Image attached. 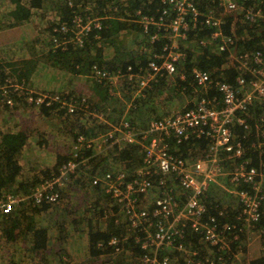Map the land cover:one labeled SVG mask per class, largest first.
I'll return each instance as SVG.
<instances>
[{"label": "trees", "instance_id": "16d2710c", "mask_svg": "<svg viewBox=\"0 0 264 264\" xmlns=\"http://www.w3.org/2000/svg\"><path fill=\"white\" fill-rule=\"evenodd\" d=\"M258 2L259 0H251L252 4ZM211 6H213L212 0H200L198 2V7L203 12H206ZM165 9L169 10L167 14L163 13ZM35 12H41L43 16H50L51 13H54V18L52 20L48 19L49 25L46 30L48 40H46L45 46H42L43 43L40 42L39 37L26 39L30 41H23L20 48H26L31 57L37 56L39 51L44 50L43 56H48L55 65L63 63L64 67L75 75L85 71V74L92 76V74H95L96 69L100 72H106L110 77L118 76L124 79L123 84L125 85L128 82L127 77L130 73H144L150 61L160 63L170 44V29L168 27L159 26L157 23L145 25L143 19L144 17H151L157 21L161 19V23L167 24L170 20L169 13H173L170 7L168 9L166 0H0V28L20 26L29 21ZM223 20L221 26L223 32L226 34L232 33L233 16L226 15ZM76 23L78 24L77 27ZM203 24L202 19L198 20L195 28L186 31V38L182 40L184 43L178 48L183 56L175 62L174 74L170 76L165 71H161L160 74L156 75L145 87L146 89L144 88L140 95L134 97L130 111L131 119H129V116L121 118V116L116 115L112 120L115 125L112 124V126L118 125L122 119H126L133 126L138 116L145 115L144 112L147 115H155L153 116L155 118H161L163 115L160 114L159 116L156 111L158 110L157 107L164 106L167 103L169 97H165L164 87H169V85L176 95L181 92L189 95L198 91L196 99L201 96L220 98L215 88V82L227 81L233 83L239 71L237 65L234 66L229 62L230 49L218 51L212 49L210 45L201 43V40L207 39L211 32L209 27ZM235 26L239 27L236 30V34L239 32L238 37H235L234 42L237 55L251 52L254 49L264 53V21L251 24L246 20L243 21L239 15L234 24ZM62 27H66V31H61ZM78 29L79 33H77ZM125 35H129L131 38H126ZM57 38L60 39L59 44L55 43ZM192 43L196 44L195 51L190 46ZM37 45H40L39 48L41 46L43 48L38 51ZM34 57L25 62L31 65L29 70L27 68L12 70L14 74L6 71L3 62L0 61V87L3 88L7 85L12 87L10 81L25 85L36 64ZM194 68L206 71L209 74L211 83L206 91H201L196 87L192 76V69ZM90 78L93 79L94 77ZM93 85L94 90L101 96V101L89 102L91 101L89 98L92 96L90 95L88 102H86V99L75 96L71 91L70 93L59 92V100L49 102L44 100L42 103H38L41 114L43 116H62L63 119H65V116L67 121L73 120L72 127L75 140L79 135H83L85 139L97 136L99 132L104 131L106 128L105 125L101 124V120L97 119L96 110L99 111L102 106L101 103L107 101L111 95L107 78H94ZM126 87L127 85L124 86V88ZM2 88H0V91ZM8 96L11 97L14 103L20 104H25L27 98L23 95L22 97L19 96L11 89H8ZM192 98H195L194 94ZM11 99L7 98L6 101ZM69 105L72 106V111H69ZM190 107H192L191 104H189ZM254 109L247 118L249 128L244 130L242 127H237L235 130L245 146L246 153L244 157H247V155L250 158L252 157V165H254V157L257 154L251 152L249 147V142L255 138L256 134L253 125L254 120L252 119L255 115L261 113L260 108L256 107ZM109 124L106 123V125ZM23 141L24 135L19 131L4 133L0 130V201L5 199L6 195L21 198L29 196L43 179L50 178L51 173L56 174L58 167L69 158L58 155L50 169H43L39 172H34L31 169L26 172L16 159L18 149L24 143ZM210 142L211 140L205 135L201 137L191 135L187 141H181L180 143L172 138L169 141V151L174 155L186 158L190 150L196 147L205 148L206 150ZM113 151L116 154L113 159L118 161L119 167L125 171L126 178L132 180L142 164L144 156L142 145L133 143L121 148L114 145ZM93 153V148L83 147L76 152V158L74 159L87 158L84 165L91 164L96 171L97 166L102 162L104 165L105 158L102 157L101 160L97 161L96 158H99V156ZM27 173L31 174L27 175ZM95 174H98L97 171L93 175H81L83 177L77 178L75 182H80V184L91 182V176ZM159 177L158 174H155L152 179L157 180ZM100 185L101 183H91V189H94L95 197L91 199L89 214L91 218L95 219L96 223L100 222L101 218L104 219L103 217H105V220L104 225L96 227H93L96 223L91 224L90 222L87 231L88 253L91 256H105L114 253L122 258L123 262L121 264H141L140 257L146 251L141 249L140 241L136 240L121 204L117 203ZM174 185V190L178 191L176 181H174ZM174 194L179 203L185 201L183 194ZM30 200L18 201L9 213H0V235L9 242L16 240L18 237L23 238V242L29 245L31 254L41 253L44 258L49 241L48 230H46V227L37 226L35 216L45 212L47 205L42 202V207L29 206ZM201 200L206 206L204 221L209 220L210 216L214 215L219 225L222 222L221 220L234 223L236 222L234 217L241 211L240 204L236 205L237 209L232 207L230 209L223 208L221 202L216 201V196H211L208 201H205L203 197ZM140 203L138 202V204ZM142 207L146 211H152L153 201L143 203ZM262 223H264V213ZM183 231L182 239H178L176 244L182 242L187 247L186 250L195 249L197 252L195 258L200 255L204 256L206 249L208 253L211 252L212 255H216L217 252L213 251L203 238L202 231L190 230L186 223H184ZM112 237H117L119 240L115 246L108 244ZM186 257L187 253L184 254L174 248L169 250V258L174 261L173 264H189ZM111 264H118V262L111 259ZM251 264H264V255L252 261Z\"/></svg>", "mask_w": 264, "mask_h": 264}, {"label": "built area", "instance_id": "2783aa9c", "mask_svg": "<svg viewBox=\"0 0 264 264\" xmlns=\"http://www.w3.org/2000/svg\"><path fill=\"white\" fill-rule=\"evenodd\" d=\"M199 1L166 0L168 9L170 7L173 13H169V22L165 24L161 23V19L157 21L144 17V23H157L159 26L168 27L169 38L182 41L186 38V31L195 28L197 21L202 19L203 25L209 27L211 32L201 43L218 51L230 49L229 62L237 65L239 71L234 82L216 81L215 88L220 98L201 96L190 108L148 120L144 129L138 133L131 129L126 119H122L114 126L113 135H110V130L103 135L107 137L109 134V138L114 139L110 144L117 145L118 148L133 143L142 145L141 139L145 141L142 145V164L137 169L136 176L128 180L126 173L120 170L95 176L91 180L92 184L105 183V191L123 207L136 240L140 241L141 249L146 251L140 257L141 264H173V260L169 258V250L173 248L187 253L186 261L189 264H245L243 259L247 263L248 261L244 245L248 234L258 237L259 257L264 255V53L254 49L237 55L234 48L235 37H238L239 33L236 34L239 27H234L237 16L240 15L243 21L251 24L264 21V0L255 4H252L251 0H212L213 6L206 12L200 11ZM167 11L169 10L165 9L163 13L167 14ZM226 15L233 16L232 33L229 34L224 33L221 27ZM182 56V52L171 42L160 63L150 61L144 73H130L127 81L134 79L138 83V90L144 89L161 71L169 75L174 74L175 62ZM94 73L99 79L110 78L104 71L95 69ZM192 76L196 87L206 91L211 83L209 74L194 68ZM44 98L45 96L29 97L39 103H42ZM256 107L261 109V113L252 119L256 134L249 142V147L251 152L257 153L252 165V157H244L245 146L235 130L237 127L244 130L249 128L247 118ZM69 111H72L71 105ZM191 135H205L211 142L203 158L189 164L186 158L169 151V141L173 138L180 143L187 141ZM76 140L79 144H86L85 148L91 147L89 142L92 140L85 139L83 135L77 136ZM76 152L73 153L74 158ZM74 158L63 164L51 184L59 181L62 175L72 173L87 160ZM155 174L160 176L157 180L152 179ZM174 180L178 189L188 193L183 196V203H179L175 197V188L172 186ZM222 181L225 182V191L233 193L238 199L241 211L234 217L236 222L221 220L219 225L214 215L204 221L206 206L201 198L206 197L214 184H223ZM155 184L160 192L152 200V211H146L140 200L149 194ZM39 187L37 186L32 194L33 201L37 204L54 200L58 196L56 192L48 193ZM19 199L18 196L6 195L5 199L0 201V213H9ZM184 223L190 230L202 231L203 238L211 249L217 252L216 255L209 252L204 254L205 257L200 255L195 258V249L186 250L187 247L182 242L176 244L184 235ZM118 242L117 237H112L108 244L115 246ZM237 251L241 259L237 257Z\"/></svg>", "mask_w": 264, "mask_h": 264}, {"label": "rangeland", "instance_id": "374dc122", "mask_svg": "<svg viewBox=\"0 0 264 264\" xmlns=\"http://www.w3.org/2000/svg\"><path fill=\"white\" fill-rule=\"evenodd\" d=\"M52 18H54V13H51L50 16H43L41 12H35L29 21L20 26L0 28V61L3 62L6 71H10L14 74L13 71L20 68H27V70L31 68V65L25 62L29 61L30 58L34 56L31 57L26 48H20L21 43L23 41H30L26 39L39 37L40 42L43 43L42 46H45V42L48 40V34H46L49 25L48 19L52 20ZM77 25L76 23V27ZM66 29V27H62L61 31H66ZM78 31L79 29L77 33H79ZM125 37L128 38L130 36L125 35ZM171 42L177 48L181 47L182 43H184L180 39L173 38L170 39V43ZM55 43L59 44L60 39L57 38ZM195 45V43L190 45L193 47L192 50L194 51ZM39 46L40 45H37V48H39ZM42 46L38 51L43 48ZM42 53H44V50L39 51L37 56L34 57L36 59V64L28 82H25V85L15 84L14 81H10V85L13 88L9 85L3 86V88L0 87L2 88L0 91V130L4 133L16 131H19L21 134L23 133L24 143L18 149L19 152L16 155V159L19 164L24 167L26 172L31 169L34 170V172L50 169L55 163L58 155L67 156L69 160L75 157L73 156L75 151L86 147V144H79V141H75L74 139V130L72 127L73 120L67 121L65 116V119L61 118L62 116H43L40 112L39 102H34L30 100L29 97L45 96L44 100L54 101L49 97H58L59 92L70 93L71 91L75 96H80L84 98V100L86 99V102H88V97L90 95L92 96L89 98L91 99L89 102L96 103L99 100L101 101V96L93 88V80L94 78H98L96 74L90 76V74L87 75L85 71H82L80 74L75 75L73 72H70L69 69L65 68L63 63L55 65L52 59L48 56H43ZM12 76L14 77V75ZM90 77L94 78L92 79ZM107 81L108 85H110L109 91L111 97L108 98L107 101L102 102L101 111L96 110L97 113H95V115H99V113L102 112L100 117L97 116V119H99V121L101 120V124L105 125L106 129L99 132L97 136L88 138L92 140L89 143L91 145L90 148H93V154L99 156L96 160H101L103 157L105 158V163L103 165L102 162L97 166L96 171L98 174L91 176V179L95 176H103L104 173L107 172L115 173L116 171H123V169L119 167L118 161L113 159L116 154L113 151L114 145L110 144V142L114 139H110L109 134H107V137L106 135L104 137L103 134L110 130V135H113L115 124L112 123V120L116 115L121 116V118L129 116V119H131L130 111L132 109L133 99L144 90H138V83L134 79L133 81L126 82L125 85L123 84L125 80L118 76H111ZM126 85L127 87L124 88ZM7 87L18 93L19 96L22 97L23 95L27 97L24 102L25 104L14 103L11 97L8 96ZM197 92H193L189 95L181 92L176 95L172 92L170 85L169 87H164V95L169 98L164 106L157 107L158 110L156 113H158L159 116L162 114L163 116L161 117H164L189 108V104L193 105L196 101ZM193 94L195 98H192ZM7 98H10L12 101H6ZM143 114L145 115L137 117L133 126L130 125L135 133L144 129L148 120L150 121L155 118L153 117L155 115H147L145 112ZM141 117L143 118L140 122ZM107 122L110 124L106 125ZM112 124H114L113 127ZM114 136H116V134ZM103 139H106L105 142H102ZM141 141L142 145H144L143 143H145V141L142 139ZM75 145H77L76 149ZM205 151V148L200 149L197 147L190 150L186 157L187 162L191 164L195 160L203 158L206 153ZM63 164L58 167V172L56 174L51 173L52 176L50 178H45L39 183V186L48 193L56 192L58 195L54 200L43 202L47 205L44 210L45 212L35 216L37 226L46 227V230H48V242L51 244L47 248L49 253L46 252L44 258L41 253L31 254L29 245L23 242V238L18 237L16 240L9 242L0 235V264H12V262L13 264H111V259H114L118 264L123 262L118 254L113 253L112 255L105 256H91L88 253L87 231L89 230L90 222L91 224L96 223L94 221L95 219H93V217L91 218L89 214V207L91 208L92 202L91 199L95 197L93 192L94 189H91L92 186L89 181L80 184V182H75V180L79 177H83L81 175H87L89 172L91 173L87 176L93 175L96 173L94 170L95 167L91 164L78 167L72 173L69 172L62 175L59 181L51 184V180L61 171L60 168ZM28 174L31 173H27V175ZM214 185L215 186H213L204 198L205 201H208L211 196H216V201L222 198H230L232 200L231 207L233 205H239V201L235 195L225 191L224 184ZM154 186V190L151 189L149 194L140 200L141 204L152 201L155 199L154 197L159 194L160 191L158 187H156V184ZM172 186L175 188L174 184H172ZM100 187L104 189L105 183H101ZM175 193L176 195L177 193H181V195L183 193V196L188 194L182 192L181 189H178V191L175 190ZM32 194L33 192L24 198L18 196L20 198L18 201L31 199L29 206L42 207L43 203L37 204L33 201ZM103 218L104 219L101 218L100 222L91 226L96 227L104 225L105 217ZM244 246V253L248 263L245 259H243V262L245 264H251L252 261L259 258L260 243L258 237L254 234L252 236L248 234ZM207 253L206 249L205 254L207 255ZM238 253L237 251L236 255L241 259V255L239 256ZM60 254H65L66 257H64L65 255L59 256ZM47 259L50 260L47 261Z\"/></svg>", "mask_w": 264, "mask_h": 264}, {"label": "crops", "instance_id": "0c3cea01", "mask_svg": "<svg viewBox=\"0 0 264 264\" xmlns=\"http://www.w3.org/2000/svg\"><path fill=\"white\" fill-rule=\"evenodd\" d=\"M96 116H99V117H100L101 115L99 114V115H96ZM107 123H108V122H107ZM223 184H225L224 181H223ZM213 186H215V185H213ZM213 186H212V188H213ZM212 188H211V189H212ZM211 189H210V190H211ZM219 201L221 202L223 208L230 209V207H231L230 205H231V203H232V200H231L230 198H222V199H220ZM232 208H233V209H237L236 205H233ZM220 209H221V208H220ZM50 245H51V244H49V242H48V247H49ZM48 247H47V248H48ZM47 248H46V250H47L46 252H48V249H47ZM48 253H49V252H48ZM61 255H65V254H60L59 256H61ZM67 256H68V255H67ZM256 256H257V255H256ZM64 257H66V255H65ZM70 257H71V255H70ZM49 260H50V259H47V261H49Z\"/></svg>", "mask_w": 264, "mask_h": 264}]
</instances>
